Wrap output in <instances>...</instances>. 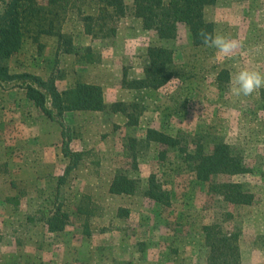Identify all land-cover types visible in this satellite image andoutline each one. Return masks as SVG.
Masks as SVG:
<instances>
[{
    "label": "rangeland",
    "instance_id": "rangeland-1",
    "mask_svg": "<svg viewBox=\"0 0 264 264\" xmlns=\"http://www.w3.org/2000/svg\"><path fill=\"white\" fill-rule=\"evenodd\" d=\"M8 1L0 2V16ZM125 2L116 36H105L98 26L96 34H85L73 9L63 23L73 39L72 53L56 36L45 35L41 45L26 38L19 52L0 61L12 74L30 72L59 89L89 78L85 73L92 68L119 86L123 72L128 78L143 74L148 46L175 50V76L168 84L128 92V103L137 105L129 108L134 118L113 114L111 103L91 118L67 111L52 119L27 99L21 80L0 82V264H205L202 226L222 222L228 212L232 217L223 225L241 233L243 263L264 264V88L250 96L229 90L238 67L264 72V0H217L205 9L215 34L240 43L229 59H217L214 48L193 45L185 24L179 25L177 38L160 40L134 15L133 0ZM95 3L89 0L82 8L96 14ZM150 127L185 137L189 146L192 140L207 148L228 143L251 172L216 180L244 182L256 193L254 203L233 205L209 193L177 148L170 147L161 159L160 145L144 140ZM55 131L54 139L45 137ZM41 134L43 142L37 140ZM30 162L36 165L23 168ZM121 171L137 181L134 194L110 192ZM152 173L171 192V206L144 196ZM59 205L70 212V221L52 232L36 219L37 212L43 208L41 216ZM79 206H90L91 216L79 215ZM26 210L34 219L22 217Z\"/></svg>",
    "mask_w": 264,
    "mask_h": 264
},
{
    "label": "trees",
    "instance_id": "trees-1",
    "mask_svg": "<svg viewBox=\"0 0 264 264\" xmlns=\"http://www.w3.org/2000/svg\"><path fill=\"white\" fill-rule=\"evenodd\" d=\"M87 1L89 0H9L0 16V61L19 52L26 38L41 45V37L45 35L56 36L65 44V52L72 53L73 39L63 31V23L73 9H76V14L84 22L86 34H93L95 26H98L100 31H105V36H116L117 23L127 12L125 0H91L96 2V14L83 10L82 6ZM216 2L217 0H133V9L134 15L142 18L143 27L154 30L160 40L177 38L179 25L185 24L191 33L193 45L201 46L204 44L198 36L199 30L216 33L214 22L205 13V9ZM147 58L148 64L140 77L128 78L124 74L123 87L136 90L159 89L173 79V48L161 44L150 45L147 48ZM221 76L227 78L224 74ZM15 80H21L20 86L25 88L27 99L52 119L62 118L67 111H104L108 107L100 84L77 80L70 87L60 90L54 82L47 84L44 78L30 72L12 74L6 64L0 63V82ZM48 95L51 106L48 105ZM132 106L137 105L135 102H115L110 108L113 112L120 111L129 118H134L129 111ZM144 140L160 145L161 159H165L170 147L177 148L196 179L206 184L209 193L218 195L233 205L254 203L256 193L246 188L244 182L216 180L220 175L232 177L251 172L244 157L233 151L228 143L218 141L211 148H207L202 141L192 140L193 143L189 146L185 137L154 127L147 129ZM138 145L137 140H134V163H137ZM137 186L133 177L121 171L114 175L109 188L113 194L131 195L136 192ZM144 196L165 207L172 205L171 192L164 187L155 173L149 176ZM87 202L91 203L89 200ZM42 209L37 212L36 219L43 221L48 230L62 231L69 224L70 212L64 210L62 205L48 212L43 210V214L39 216ZM78 209L79 215L91 216L90 206H79ZM229 217H232L230 212L226 213L222 222L213 220L202 226L207 248L205 264H244L240 247L241 233L227 230L223 225V221ZM28 219L34 218L28 214L26 220ZM88 233L87 231L86 234Z\"/></svg>",
    "mask_w": 264,
    "mask_h": 264
},
{
    "label": "clouds",
    "instance_id": "clouds-1",
    "mask_svg": "<svg viewBox=\"0 0 264 264\" xmlns=\"http://www.w3.org/2000/svg\"><path fill=\"white\" fill-rule=\"evenodd\" d=\"M198 36L207 47L216 49L217 59L232 58L240 48L238 40L214 34L204 29L199 30ZM261 46H257V51ZM229 90L236 96H250L264 88V72L247 65L238 67L234 75H230Z\"/></svg>",
    "mask_w": 264,
    "mask_h": 264
},
{
    "label": "crops",
    "instance_id": "crops-1",
    "mask_svg": "<svg viewBox=\"0 0 264 264\" xmlns=\"http://www.w3.org/2000/svg\"><path fill=\"white\" fill-rule=\"evenodd\" d=\"M133 29V28H132ZM128 31H131V28L129 27V29H127ZM118 34H120V31L117 32ZM86 34V33H85ZM116 34V35H118ZM120 36V35H119ZM70 54V53H68ZM68 56V55H67ZM75 54H74V58H75ZM70 57L68 58V61H69ZM72 61V60H71ZM70 64V63H69ZM72 65V64H71ZM86 75H88L89 78L87 79H83V81H86V82H89V83H95V84H100L102 87H103V90H104V96H105V102L106 104H111V103H115V102H129V101H132L131 98H129L128 96V92L129 91H132V92H136V91H139V90H136V89H131V88H126V87H123L122 85V81L121 83L119 84V86H116V85H113L112 83H108L106 82V80L104 79L105 75L103 73V70H99V68H92L91 69V72H86L85 73ZM123 77H124V72H123ZM123 80V78H122ZM63 89L65 88H68V86L65 84L62 85ZM62 90V89H60ZM145 90H149V89H145ZM126 91V92H124ZM130 95V94H129ZM69 112V111H68ZM104 111H92V110H75V112H73L77 117H81V118H91L93 116H95L94 113H102ZM118 113H123V112H114L113 114H118ZM125 114V113H123ZM126 115V114H125ZM127 116V115H126ZM72 117V116H71ZM128 117V116H127ZM59 133H57V131L51 133V134H46L45 137H49L50 135H52V138L54 139L56 136L55 135H58ZM36 136H34L35 138ZM38 137V136H37ZM37 140L43 142L45 140L44 138V134H41ZM34 147V146H33ZM35 148V147H34ZM28 163H25V165H22L23 168L26 167H34L33 165L36 163L35 162H30L29 165H27ZM37 168V166H36ZM35 168V169H36ZM29 171V170H28ZM36 173V170H32ZM37 174V173H36ZM37 175L33 178H35V180L37 179L36 178ZM21 214L23 215L22 217H24V215L26 216V219H27V216H28V212L27 210L26 211H22Z\"/></svg>",
    "mask_w": 264,
    "mask_h": 264
},
{
    "label": "water",
    "instance_id": "water-1",
    "mask_svg": "<svg viewBox=\"0 0 264 264\" xmlns=\"http://www.w3.org/2000/svg\"><path fill=\"white\" fill-rule=\"evenodd\" d=\"M18 83H20V82H18ZM48 104H50V106H51V99H50L49 95H48Z\"/></svg>",
    "mask_w": 264,
    "mask_h": 264
}]
</instances>
